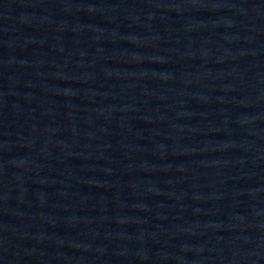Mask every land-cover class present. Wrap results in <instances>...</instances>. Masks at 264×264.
Here are the masks:
<instances>
[{"label":"water","instance_id":"obj_1","mask_svg":"<svg viewBox=\"0 0 264 264\" xmlns=\"http://www.w3.org/2000/svg\"><path fill=\"white\" fill-rule=\"evenodd\" d=\"M0 264H264V0H0Z\"/></svg>","mask_w":264,"mask_h":264}]
</instances>
